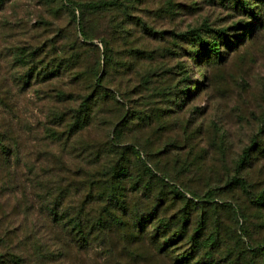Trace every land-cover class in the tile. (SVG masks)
Masks as SVG:
<instances>
[{
  "label": "rangeland",
  "instance_id": "obj_1",
  "mask_svg": "<svg viewBox=\"0 0 264 264\" xmlns=\"http://www.w3.org/2000/svg\"><path fill=\"white\" fill-rule=\"evenodd\" d=\"M68 1L0 0V80L18 101L23 174L30 169L43 186L38 192L23 181L28 202L46 214L44 194L47 200L63 196L60 215L67 213L69 225L79 209L86 233L93 223L106 230L87 236L88 264H264V0H125L131 8L123 30L132 32L143 53L147 30L139 21L157 31L202 26L207 36L227 37L231 44H222L218 56L206 51L197 60L183 55L186 46L171 50L160 41L150 46L151 56L149 50L140 60L123 56L134 72L113 81L124 86L132 78L127 87L133 90L151 73L162 87L171 85L173 92L162 94L152 92V83L143 95L178 126L143 134L131 119L117 135L110 119L122 122L132 113L130 103L105 96L94 80L103 71L100 38L116 28L107 24L109 15L89 13L85 26L94 38L86 41L79 11ZM122 20L118 14L115 23ZM30 52L34 62L26 57ZM117 52L120 57L123 48ZM71 55L75 62L58 78L26 79L30 67L55 69L52 61ZM88 75L95 89L87 90ZM61 113L67 126L56 120L55 131H46L49 117ZM83 115L88 126L72 130ZM159 136L162 141L154 143ZM252 140L258 153L246 155ZM53 167L65 176L50 187L47 179L59 178L57 170L47 175ZM65 186L64 195L59 187ZM31 215L29 222L41 228Z\"/></svg>",
  "mask_w": 264,
  "mask_h": 264
},
{
  "label": "trees",
  "instance_id": "obj_2",
  "mask_svg": "<svg viewBox=\"0 0 264 264\" xmlns=\"http://www.w3.org/2000/svg\"><path fill=\"white\" fill-rule=\"evenodd\" d=\"M74 1V2H73ZM70 5L74 6L76 10L79 11V21L82 23V36L86 41H90L94 38L93 33L87 28L86 15L91 13L97 17L102 15L110 16L107 18V24L113 29L116 28V33L108 37L100 38L103 51V71L100 76L94 74L95 85H102L105 96L117 99L119 97L121 101L125 104L130 103V108L132 113L127 114L126 118L122 122H118L117 117H112L110 119L111 126L114 125L113 134L117 135L120 132V126L128 124L130 120L137 121L134 123V128L145 134L148 132L154 133L155 131L165 130L174 128L176 125L175 122H171L166 118V113L164 110L159 108L158 102L148 101L147 97L143 95V90H147V86L153 87L151 90L153 93H162L167 94L173 92L171 85H166L162 87V84L155 85L154 76H150L151 73H145L142 76V81L138 82L133 88L136 89V95H139L138 99H135L133 104H138L142 106L140 111H133L134 107L132 106L131 94L135 89L129 90L127 85L131 80L128 77L126 79V84L122 86L120 82L113 81L115 77L125 78L128 76L129 72H134V68L131 65L124 63L125 57L123 56H133L134 58L140 60L145 57L144 53L149 50V56L153 54V49L150 46L155 47L156 41L162 42L163 48H169L172 46L171 50L175 48L184 47L185 57L193 58L197 60L200 56H203V53L210 52V55L218 56L221 54V46L231 44L230 42L226 43L225 40L227 37H211L207 36L205 28L202 26H190L184 31H178L177 29L171 30H155L154 28L148 26L145 23L138 22L143 29L147 30L145 32L147 35H143V49L144 53L141 50H138L134 47L132 38V32L123 30L125 26H128L127 18L130 17V6L125 0H70L68 1ZM172 8V7H171ZM121 14L123 20L120 22V25L115 23V18ZM134 30V29H133ZM238 41V37L237 40ZM76 44V42H73ZM123 48L124 53L120 57H116L119 53L117 50ZM150 48V49H149ZM36 51V50H35ZM26 57L32 62L35 61L36 53L30 52L27 53ZM61 57L55 59L54 62H57L55 69H39L34 71L30 67L29 72L25 75L26 79L31 78L33 75L36 78H39V74H46L43 79L51 80L52 78H58L62 75L61 72L69 71L71 69V62H75V59L72 58V55L66 57L64 61L59 62ZM62 63V65L60 64ZM62 66V67H61ZM152 67V66H151ZM33 70V71H32ZM185 70V69H183ZM49 71V72H48ZM48 72V73H47ZM185 78H188V73L185 71ZM90 75L87 76L86 87L87 90H90ZM26 82V81H25ZM27 83V82H26ZM24 83V84H26ZM115 86V88L113 87ZM129 85V86H130ZM108 87L113 88V92L108 90ZM169 86V87H168ZM95 89V88H92ZM184 95H188V89L183 92ZM59 97L65 99L68 97L63 91L58 92ZM190 96V94H189ZM186 97L183 98V102L186 101ZM147 100V101H146ZM175 102V101H174ZM179 105H183L179 103ZM171 111V110H169ZM66 117L64 114H60L56 119L54 117H49L46 121L44 127L46 131H55L54 124L58 120L57 126H67ZM84 121L77 123L74 119L73 124L70 126L73 130H79L88 126L90 121L85 122V115H83ZM77 118V117H76ZM75 122V124H74ZM21 116L18 107V101L15 98L13 88L7 83L5 79L0 80V264H88V250L90 248L88 241L86 240L87 236L95 235L98 231H102L106 234V230H102L97 227L96 223L90 224L89 232L86 233L85 226L82 224V220L79 217V209L77 217H75V223L69 225V218H67V213H64L66 218L61 217L59 208H62L64 199L63 196H54L50 197L47 200V195L44 194L43 200L45 201V210L44 214L41 210H36L35 202H28V197L26 196V185H24L25 179L28 182L32 183V188H35L38 192L41 191L40 180L38 181L37 176L31 173V170L28 169L29 175L24 176L23 169L21 165V150L24 145L23 137L24 132L23 128L21 130ZM50 132V133H51ZM60 131H58L59 133ZM144 142H147L148 139H144ZM155 142L162 141L161 137H157L152 140ZM252 140L249 146L244 150V153L248 151L252 152V149L257 152V148L254 145ZM258 153V152H257ZM259 158L258 155H256ZM250 158V156L248 157ZM247 158V160H249ZM60 169V170H59ZM126 169V168H124ZM50 174L57 170L59 173V178L57 181H51L47 179V184L50 187L61 181L60 176L64 175L61 167H53L50 169ZM127 170V169H126ZM48 171V170H46ZM45 171V172H46ZM65 171V170H64ZM65 176V175H64ZM55 179V178H54ZM56 180V179H55ZM60 180V181H59ZM32 188L30 190L32 191ZM69 189V187H59V191L64 194V191ZM45 192V191H44ZM22 194L26 198L24 203L21 202ZM65 195V194H64ZM15 199V203H11V199ZM17 200L19 202H17ZM11 207L10 211L8 208ZM8 210V211H7ZM36 215V218L41 221L44 225L41 228L35 227L29 222V217ZM44 214V215H43ZM62 214V213H61ZM22 218L19 220V218ZM19 220V223L15 225V222ZM91 255V254H90ZM97 256V254H96ZM94 258V256H93Z\"/></svg>",
  "mask_w": 264,
  "mask_h": 264
}]
</instances>
